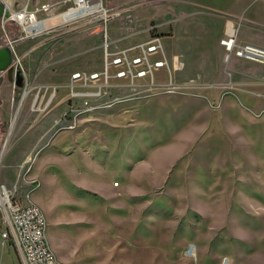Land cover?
Instances as JSON below:
<instances>
[{
  "label": "rangeland",
  "instance_id": "1",
  "mask_svg": "<svg viewBox=\"0 0 264 264\" xmlns=\"http://www.w3.org/2000/svg\"><path fill=\"white\" fill-rule=\"evenodd\" d=\"M87 1L106 12L62 21L74 0H32L30 10L51 5L36 14L47 29L39 37L0 15V44L21 39L33 88L23 105V89L7 78L1 87L0 184L43 208L63 264H264V82H254L264 64L238 58L256 65L239 89L227 67L236 57L220 43L232 25L240 43L264 45V0ZM107 34L110 50L161 35L168 58L184 63L176 89L160 68V87L113 89L101 103L122 102L63 130L58 102L72 72L103 69ZM39 84L60 85L46 111L30 108ZM17 132L37 149L23 157L30 145ZM6 228L0 210V264L13 255L22 264L3 244Z\"/></svg>",
  "mask_w": 264,
  "mask_h": 264
},
{
  "label": "built area",
  "instance_id": "2",
  "mask_svg": "<svg viewBox=\"0 0 264 264\" xmlns=\"http://www.w3.org/2000/svg\"><path fill=\"white\" fill-rule=\"evenodd\" d=\"M9 10L7 11L10 12V16L7 19L18 21L28 37H39L45 34L47 29L41 25V20H38L36 14L41 11H51L50 4H43L34 10H30L28 4L17 11L12 8ZM16 13H19V19L14 18ZM20 40L8 37L7 41L0 46L8 45L12 49L11 66L14 79L10 83L14 90L23 89L21 103L24 105L31 96L33 88H29L27 70L23 62L25 55L18 53ZM106 42L103 69L91 71L78 69L72 72L69 78L66 85L69 92L58 102L62 106L65 104L61 118L56 121L57 124L65 123L63 130L77 129L81 121H94L96 111L122 102L119 97H114L110 103H101L113 89L144 87L152 90L160 87L161 85L155 81V71L160 68L167 67L170 70L171 80L167 86L168 92L176 89L177 83L175 84V78L173 79V72L182 68L184 63L178 55H173L171 60L168 58L161 35L153 34L145 41L117 50H110L108 34ZM220 43L226 50V59L235 56L249 62L264 64V47L249 42L240 43L232 25L228 26ZM159 53H162L164 58L152 60V57ZM3 75L7 78L8 70L3 71ZM18 79H21V85H18ZM114 79H125L128 82L114 81L112 83ZM59 89L60 85L57 84H39L31 99V110H49L57 99ZM27 163L29 164L28 160L25 164ZM37 180V178L32 179V183ZM17 189V185L14 190L0 184V210L7 224L6 230L1 234L3 244L12 242L23 264H63L48 240V219L45 211L31 199L22 201L17 198Z\"/></svg>",
  "mask_w": 264,
  "mask_h": 264
},
{
  "label": "crops",
  "instance_id": "3",
  "mask_svg": "<svg viewBox=\"0 0 264 264\" xmlns=\"http://www.w3.org/2000/svg\"><path fill=\"white\" fill-rule=\"evenodd\" d=\"M13 1V0H12ZM16 2L17 1H19V0H15ZM75 1V0H74ZM31 3H32V0L30 1V0H26V1H24V3L23 4H20V5H18V9H20L21 7H23L24 5H26V4H28V7H30V5H31ZM15 6V5H14ZM225 34V33H224ZM225 36V35H224ZM223 37V36H222ZM221 37V38H222ZM241 42L242 43H247V42H249V43H254V44H258V45H260V46H263L264 47V45H261L260 43H257V42H253V41H249V40H245V39H243V40H241ZM227 67L228 68H231L232 70V75H234V76H236V84H237V87H239V89H244L245 88V86H247L246 84H249V83H251L250 82V78H254L252 75H250V76H248L247 75V73L248 72H252L253 71V69L255 70V68L254 67H256V65H254V64H250V63H247V62H242V61H240V60H238V58H236V59H230L229 60V62H228V64H227ZM252 70V71H251ZM257 70V69H256ZM247 78V79H246ZM254 82H264V78L263 77H259V78H254ZM16 134H18V139H17V141H18V143H20V144H23V145H27V143H28V145H30V148L24 153V155H23V157L25 156V155H27V153L30 151V150H35V149H37V144L36 143H34L35 142V140L36 139H33L34 141H32V139L31 140H29L28 139V137H26V136H20L19 135V132H17ZM54 139V137L53 138H51V141ZM16 141V142H17ZM31 141V143H29V142ZM15 142V144H17ZM2 238V237H1ZM6 246V245H5ZM9 252L11 253L12 252V249H13V247H11L10 245H9ZM14 254V253H13ZM14 256V258H15V261H13V264H16L15 262L17 261V264H20L19 263V261H18V259H17V257H16V255H13ZM20 256V255H19ZM20 259H21V257H20ZM192 261H194V260H192ZM21 262H22V259H21ZM22 264H23V262H22Z\"/></svg>",
  "mask_w": 264,
  "mask_h": 264
},
{
  "label": "bare ground",
  "instance_id": "4",
  "mask_svg": "<svg viewBox=\"0 0 264 264\" xmlns=\"http://www.w3.org/2000/svg\"><path fill=\"white\" fill-rule=\"evenodd\" d=\"M8 8H12L13 1L12 0H3ZM76 6L68 9L67 11L59 14V17L62 18V21H69L71 19H76L82 16L90 15V14H97L102 13L105 10L102 8L100 2L91 3V1L87 0H75ZM106 12V11H105ZM64 16V17H63ZM14 18L19 19V13L14 14ZM42 26H44V21L40 22ZM44 28H46L44 26ZM30 29V28H28ZM115 184V183H114ZM116 185V184H115ZM192 251L195 252L194 249ZM226 264V261L225 263Z\"/></svg>",
  "mask_w": 264,
  "mask_h": 264
},
{
  "label": "water",
  "instance_id": "5",
  "mask_svg": "<svg viewBox=\"0 0 264 264\" xmlns=\"http://www.w3.org/2000/svg\"><path fill=\"white\" fill-rule=\"evenodd\" d=\"M0 15H4L6 17L10 16V12L6 10V6L4 3H0ZM13 63L12 57V49L8 45L0 46V93L1 87L6 81V77L3 75V71L8 70L7 81L13 82V67L11 66ZM18 85H21V79L17 81ZM2 104V99L0 96V106Z\"/></svg>",
  "mask_w": 264,
  "mask_h": 264
}]
</instances>
